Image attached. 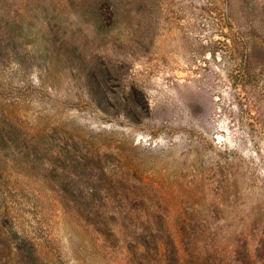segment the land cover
Instances as JSON below:
<instances>
[{
	"label": "rangeland",
	"instance_id": "374dc122",
	"mask_svg": "<svg viewBox=\"0 0 264 264\" xmlns=\"http://www.w3.org/2000/svg\"><path fill=\"white\" fill-rule=\"evenodd\" d=\"M135 3L126 6L132 14L107 25L129 26L140 49L122 59L124 50L111 48L103 58L144 95L149 110L138 121L95 105L83 74L69 64L0 65V110L20 126L12 136L22 160L50 164L43 173L26 164L0 172V199L49 264H130L66 199L82 196L84 184L105 185L103 165L120 174L117 154L143 163L139 177L161 195L171 228L177 213L216 206L231 230L264 219V0H149L139 18ZM8 4L27 32L51 22L89 47L108 49L118 39L114 31L97 35L67 0ZM248 45L257 53L244 82ZM90 140L113 156L98 161L86 151ZM125 181L143 192L131 175Z\"/></svg>",
	"mask_w": 264,
	"mask_h": 264
},
{
	"label": "trees",
	"instance_id": "16d2710c",
	"mask_svg": "<svg viewBox=\"0 0 264 264\" xmlns=\"http://www.w3.org/2000/svg\"><path fill=\"white\" fill-rule=\"evenodd\" d=\"M132 1L134 0H67L75 12L78 10L82 16L90 19L101 38L116 32L118 39L112 40L110 48L100 49L89 47L74 38L72 31L67 28L58 26L55 29L51 22H46L36 33L27 32L18 20L16 9L12 11L8 0H0V65H29L32 68L38 61H43L46 66L55 62L69 64L70 69L80 72V77L83 74L87 84L86 92L95 105L101 109L116 108L121 115L138 121L149 110L144 95L125 83L113 61L103 58L111 53V48H122L124 53L118 54L122 59L132 58L135 54L133 49H140L139 41L130 40L129 26L126 30L117 26L111 31L107 25L109 22L117 24L125 15L132 14L130 9L126 10L128 2ZM86 2L91 5H84ZM135 2V5H139L135 18L143 17V9L149 0ZM227 17L231 18L229 7ZM256 53L254 46L246 47L243 64L239 69L244 82L252 75ZM136 114L141 117L135 119ZM19 127L14 119L0 110V172L7 173L21 164L41 173L50 171V164L46 166L47 163L34 161L29 166L27 161L22 160L25 155L12 136L14 132H18L16 128ZM88 144L90 147L86 151L98 161L102 157L113 156L94 140H90ZM115 156L120 174L109 164L103 165L101 174L105 178V185L84 184L80 192L82 196L69 193L71 197L66 199L76 208L83 223L102 234L106 242L126 251L129 257L127 262L264 264V219L253 223L251 227L231 230L216 206L213 210L198 208L177 213L173 217L175 226L171 228L169 215L162 206L161 195L144 182L142 175L139 177L138 172L142 170L143 163L121 154ZM130 175L137 180L136 185L133 183L134 188L142 190V193L131 191L127 186L125 180ZM104 190L115 194L103 197L95 193ZM16 220L0 199V264H49L39 251L35 239L28 231L18 227ZM222 222L226 225H220Z\"/></svg>",
	"mask_w": 264,
	"mask_h": 264
}]
</instances>
